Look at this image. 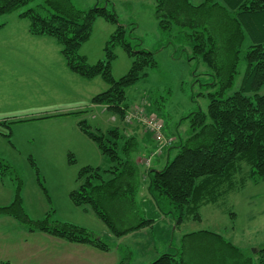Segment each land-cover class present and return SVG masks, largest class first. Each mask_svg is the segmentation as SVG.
<instances>
[{
  "label": "rangeland",
  "instance_id": "rangeland-1",
  "mask_svg": "<svg viewBox=\"0 0 264 264\" xmlns=\"http://www.w3.org/2000/svg\"><path fill=\"white\" fill-rule=\"evenodd\" d=\"M71 2L78 9L99 6L114 11L128 36L134 37L131 42L140 40L138 47L155 53L156 65L127 88V101L132 107L145 103L150 107L149 111L157 113L165 122L164 136V132L176 137L179 133L178 137L185 138L190 122L184 117L200 109L206 111L209 93L216 91L218 86L214 85L215 80L201 58H189L191 46L177 27L172 32L160 29L155 14L156 0ZM43 5L45 0H31L21 10H41ZM19 12L0 17V159L11 166L5 178L0 179V207L15 199L18 174L22 179V205L31 219L43 220L50 215L51 222H71L91 230L109 243L110 256L117 252V264L142 261L149 264L166 252L183 253L190 264H218L219 255L224 253L228 255L225 261L230 264L234 259L231 254L235 252L234 248L252 255L264 245V179H247L243 186L228 192L218 202L202 205L200 220L187 217L179 225L173 214L159 209L146 188H140L136 197L140 215L143 219H152V225L121 237L115 236L88 206H85L88 212L84 206H75L70 194L81 183L77 180L80 169L87 165L106 169L111 164L97 145L81 132L78 123L87 120L93 129L103 130L119 126L125 133H130L128 127L139 124H126L105 108V111L103 108L101 111L81 109L78 114L43 118L58 111H71L65 108L63 98L66 90H71L67 78L71 73L60 53V45L53 37H27L29 21L19 17ZM116 28L117 24L103 17L96 19L91 37L80 49L88 63L105 59V46ZM250 44L247 37L242 56ZM114 53L112 73L119 79L131 67L132 59L121 46H115ZM245 69L243 59L230 93L239 89ZM97 79L101 86L94 92L86 90L88 93L98 94L107 88L104 81ZM260 93H264V87ZM112 116L116 119L112 120ZM145 131L150 132L158 143L155 134ZM138 154L135 159L147 168L146 160L151 157L138 160ZM157 157L159 155L152 156V164ZM250 170L247 163H242L236 176L239 184L244 177H249ZM117 223L126 229L137 221L125 217ZM20 224L18 222L19 228H16L0 221V227L8 229L6 239L2 240L5 235H0V261L8 260L9 264H90L87 259L74 261L78 256L66 250L70 246L68 241L49 233H32ZM192 233L195 235L186 236ZM212 234L221 236L227 243ZM14 242L20 246L15 248Z\"/></svg>",
  "mask_w": 264,
  "mask_h": 264
},
{
  "label": "trees",
  "instance_id": "trees-1",
  "mask_svg": "<svg viewBox=\"0 0 264 264\" xmlns=\"http://www.w3.org/2000/svg\"><path fill=\"white\" fill-rule=\"evenodd\" d=\"M30 1L0 0V17L20 10L18 15L29 21L32 35L53 37L73 73L85 79L100 77L107 84V89L96 94L92 103L105 106L124 121L131 107L127 88L156 65L155 53L138 47L140 40L132 43L134 37L128 36L117 14L107 7L83 10L71 0H45L41 10H21ZM193 1L156 0L155 14L163 31L179 29L191 46L189 58L202 59L218 88L209 93L206 111L200 109L184 117L190 122L187 135L178 137L167 149L169 156L164 166L143 170L135 159L140 152L138 137L125 133L119 126L103 130L93 129L87 120L78 123L111 164L106 169L82 167L77 177L81 183L71 192V200L77 206H88L117 237L152 225V219L141 217L136 199L143 177L148 179L149 194L156 205L164 213L173 214L177 225L187 217L200 220L202 205L218 202L228 192L243 186L247 179H264V93H260L264 87V0H202L198 4ZM98 17L117 24V28L105 46V59L90 64L80 49L91 37ZM247 37L251 44L242 56ZM115 46H121L132 59L131 67L119 79L112 73ZM243 59L246 69L241 85L230 93ZM242 163H247L251 170L249 177L239 184L236 176ZM10 168L0 159V179L5 178ZM17 181L15 199L0 207V215L13 217L31 232L110 249L109 243L85 227L71 222H51L50 215L43 220L31 219L22 205V179L18 174ZM125 217L137 223L122 229L117 221ZM212 235L227 243L221 236ZM233 250L230 264H264V245L252 255L237 248ZM225 257L228 255L221 253L217 263L228 264ZM149 264L190 263L183 253L166 252Z\"/></svg>",
  "mask_w": 264,
  "mask_h": 264
},
{
  "label": "crops",
  "instance_id": "crops-1",
  "mask_svg": "<svg viewBox=\"0 0 264 264\" xmlns=\"http://www.w3.org/2000/svg\"><path fill=\"white\" fill-rule=\"evenodd\" d=\"M28 33L29 34L27 35V37H32V38L36 37V36L32 35L29 32V29H28ZM4 48H6V46H4ZM66 67H67V65H66ZM67 69L72 74V75L71 74H67V78L71 82V85L69 87V88H71V90L67 89L66 90V94L63 96V98L65 99V102H66V107L65 108L66 109L70 108L71 111L69 113H64V112H59L58 111V112H55L54 114H47V115L43 116V118L78 114L77 112H80L81 109H84V110L85 109H93V110H100L101 109L102 110V108H103L102 111H105L106 110L105 106L100 105V104L92 103V98L96 94L95 93H88L89 90H92L94 92V90H96L97 88H99L101 86L100 80L97 79V78H100V77H96V78H93V79H85V78H82L79 75L73 73L68 67H67ZM73 75H77L80 78H78L77 76H73ZM87 82H89V83H87ZM74 90H76L75 93L73 92ZM81 90H83V94L81 93ZM86 90H88V91H86ZM84 92L86 93L85 97H84ZM104 108H105V110H104ZM40 118H42V117H40ZM95 118H97V116H95ZM35 119H38V118H35ZM115 119L116 118L112 116V120H115ZM100 121H103V118ZM0 122H2V121H0ZM78 128L80 129L79 125H78ZM128 128L131 129L129 134L136 135L138 137V139H139V142H140V153L138 154V157H137L138 160L141 159V160L144 161V159H146L147 156L150 157L152 154L155 153L156 149L159 147V144L154 141V138H153V136H152V134L150 132H146L145 129L142 130V128L139 125L130 126ZM81 132L88 139H90L83 131H81ZM164 133H165L166 137L175 136V134H172V133L171 134H169L167 132H164ZM176 135H177V137L176 136L175 137L177 139L178 136H179V133H177ZM92 142H94V141H92ZM168 156H169V152L167 151V148L165 146V147H163L162 155H159V157H157V159L155 160V163L151 164V167L155 168V169L162 168L164 166V164L166 163V161L168 159ZM141 166H142L143 170L146 169L145 166H144V163H142ZM142 188L143 189L146 188L148 190V179L146 177H143V179H142L141 189ZM148 193H149V190H148ZM75 206H77V205H75ZM77 207H83V206H77ZM84 210L87 211L85 206H84ZM0 221L6 222V224L9 223L10 226L19 228V227H17V224H18L19 221H17L13 217L0 215ZM13 227L11 229L14 230L15 228H13ZM142 229L143 228L137 230L136 232L138 233ZM7 230L8 229H4V228L0 227V235H2V236L5 235V237L2 240L6 239V237L8 235V233H6ZM131 233H135V232H131ZM51 239H54V238H51ZM59 239H61V238H59ZM68 244L70 246H67L66 250L68 252L72 251V252L76 253L77 256H78L77 258H74V261L87 259L90 262V264H94V263L95 264H117V262H118V254H116L117 252H115V254L113 256H110V254L112 253V249L101 250L100 248H97V247H95V246H93L91 244H88V243H73V242H69L68 241ZM14 246L16 248L17 246H20V245H16V243L14 242ZM145 263L146 262L142 261V262H139L137 264H145ZM0 264H9V261L8 260H1Z\"/></svg>",
  "mask_w": 264,
  "mask_h": 264
},
{
  "label": "built area",
  "instance_id": "built-area-1",
  "mask_svg": "<svg viewBox=\"0 0 264 264\" xmlns=\"http://www.w3.org/2000/svg\"><path fill=\"white\" fill-rule=\"evenodd\" d=\"M124 121L127 124L134 123L142 125L146 130L155 134L159 147L156 149L155 153L150 156L151 158L146 160L147 167L151 165L152 156L160 155L163 151V147H168L174 142L173 138L166 137L163 134L165 127L163 119L157 114L149 112L145 103H141L134 107L131 106L125 113Z\"/></svg>",
  "mask_w": 264,
  "mask_h": 264
}]
</instances>
